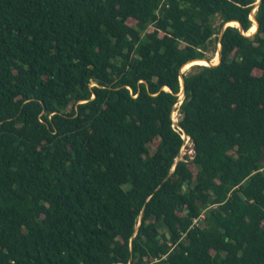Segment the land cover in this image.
<instances>
[{
  "label": "trees",
  "instance_id": "trees-1",
  "mask_svg": "<svg viewBox=\"0 0 264 264\" xmlns=\"http://www.w3.org/2000/svg\"><path fill=\"white\" fill-rule=\"evenodd\" d=\"M256 3L0 0V264H264Z\"/></svg>",
  "mask_w": 264,
  "mask_h": 264
},
{
  "label": "rangeland",
  "instance_id": "rangeland-1",
  "mask_svg": "<svg viewBox=\"0 0 264 264\" xmlns=\"http://www.w3.org/2000/svg\"><path fill=\"white\" fill-rule=\"evenodd\" d=\"M218 24H219V20L216 21V25H218ZM219 49H220V46H219V43L217 41H215L213 44H211V46L209 47L208 51L205 54V56L208 59H210V62H211L212 58L216 54L218 55ZM205 61L206 60H202L200 62L208 63V62H205ZM191 71L193 72V71H195V69L193 70V68H190V69H188L185 72H183V68L181 70V72H183V74H188ZM181 100H182V96H180V93H179V103H178V105L175 106V109H174V111L172 112V115H171L175 126L177 125L178 121L180 120V114L178 112V107H179V104H180ZM150 148H151V151H152L154 149V145H151ZM193 153H194L193 152V145H192L191 141L189 142L188 140H185L184 146H183V148H181L180 154H179L178 158L176 159V161L183 160L185 155L186 156H192ZM263 165H264V161H263ZM192 170H193V172L195 171L194 169H192Z\"/></svg>",
  "mask_w": 264,
  "mask_h": 264
},
{
  "label": "water",
  "instance_id": "water-1",
  "mask_svg": "<svg viewBox=\"0 0 264 264\" xmlns=\"http://www.w3.org/2000/svg\"><path fill=\"white\" fill-rule=\"evenodd\" d=\"M258 2H259V0H257V3H256V6H255V10L257 9V5H258ZM255 10H254V12H255ZM254 12H253V14L250 16V20L252 21V22H254L255 24H256V26H257V29H258V23H257V21L255 20V18H254ZM231 23V22H230ZM234 23H237V27L239 28V30L242 32L243 30H242V27H241V25L238 23V22H234ZM229 24V23H228ZM226 26H229V25H226ZM231 27H233V26H231ZM254 34V33H253ZM252 34V35H253ZM246 35V34H245ZM252 35H246L247 37H249V36H252ZM221 37V36H220ZM219 46H220V49H219V52H218V56H219V61H218V63L217 64H215V65H213L212 63H210V62H208V63H210L208 66H216V65H218L219 63H220V57H221V54H220V50H221V44L219 43ZM195 61H197V60H195ZM192 62H194V61H192ZM191 62H189V64H190ZM187 65V64H186ZM185 65V66H186ZM181 74H183V72H180ZM180 85H181V91H180V94L182 95V99L184 98V81H183V78L182 77H180ZM166 91H169V89H165ZM182 101V100H181ZM180 104H181V102H180ZM186 137V136H185ZM172 171H174V167H173V169H172ZM138 225H140V223L138 224Z\"/></svg>",
  "mask_w": 264,
  "mask_h": 264
},
{
  "label": "bare ground",
  "instance_id": "bare-ground-1",
  "mask_svg": "<svg viewBox=\"0 0 264 264\" xmlns=\"http://www.w3.org/2000/svg\"><path fill=\"white\" fill-rule=\"evenodd\" d=\"M229 26L237 27L238 25H237V23H231V25L229 24ZM252 30H254V27L253 26H252L251 30L246 35H249L252 32ZM218 59H219V56L216 54L212 58V60H211L210 63H212L213 65H215L219 61ZM210 63H204V62H200L199 60H197V61L191 62L190 64H187L186 66H184L183 67V72L187 71L188 69L192 68L193 66H208ZM180 96H182V95L180 94Z\"/></svg>",
  "mask_w": 264,
  "mask_h": 264
},
{
  "label": "built area",
  "instance_id": "built-area-1",
  "mask_svg": "<svg viewBox=\"0 0 264 264\" xmlns=\"http://www.w3.org/2000/svg\"><path fill=\"white\" fill-rule=\"evenodd\" d=\"M179 105H180V104H179ZM172 121H173V120H172ZM172 128H173L174 130H176V131H177V130H180V128L178 127V125L175 126L174 122H173ZM182 138L184 139V142H185V140H188V141L190 142V139H189L188 137H185V135H183ZM203 218H204V215L201 214V215L199 216V218L193 220V225L197 226L198 223H199Z\"/></svg>",
  "mask_w": 264,
  "mask_h": 264
}]
</instances>
